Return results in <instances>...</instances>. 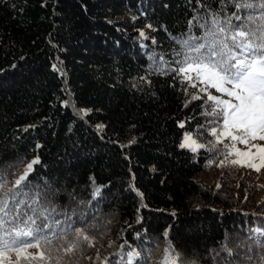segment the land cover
Instances as JSON below:
<instances>
[{
  "label": "trees",
  "instance_id": "obj_1",
  "mask_svg": "<svg viewBox=\"0 0 264 264\" xmlns=\"http://www.w3.org/2000/svg\"><path fill=\"white\" fill-rule=\"evenodd\" d=\"M207 12L239 25L264 10L232 0H0V173L14 181L38 160L21 186L90 237L71 264H126L129 252L150 264L169 241L178 264H264L255 232L264 185L221 155L229 141L208 150L211 102L172 70L179 41L203 34ZM147 24L155 29L141 36ZM186 134L205 147H181ZM220 164L221 185L197 178ZM60 243L51 254L67 264Z\"/></svg>",
  "mask_w": 264,
  "mask_h": 264
},
{
  "label": "snow or ice",
  "instance_id": "obj_2",
  "mask_svg": "<svg viewBox=\"0 0 264 264\" xmlns=\"http://www.w3.org/2000/svg\"><path fill=\"white\" fill-rule=\"evenodd\" d=\"M232 3L237 9L259 7L264 10V0H232ZM206 15L208 19L199 25L204 29L201 36L179 41L184 51L174 54L182 58L175 61L179 66L172 70L182 75L181 82L187 80L191 88H196L199 83V92L205 93L204 98L211 102L206 114L215 117L212 123L216 126L211 128L210 134L216 139L215 143L209 142L211 147L208 150L215 151V145L223 144L222 138H228L233 143L230 146L223 144L221 155L227 159L234 150L237 157L259 172L264 167V145L251 142L264 141V13L239 25H234L232 18L221 20L218 14L211 12ZM234 18L241 19L236 14ZM140 35L144 36V33ZM53 68L61 72L55 65ZM209 89L222 95H214ZM200 98L198 95L192 97L194 100ZM83 114L87 115V112ZM103 127L97 125V130L102 131ZM185 141L181 147H189L193 152L197 147H205L204 144L196 145L190 134L185 135ZM236 143L249 146L248 150L241 151ZM253 148L256 152L251 151ZM224 149L230 150L225 153ZM256 158H259L260 165L253 162ZM241 162V159L230 161L231 164ZM36 163L38 160L28 164L23 175L11 182L0 173V264H21V261L23 264H51L53 259L56 264H63V257L51 254L57 241L63 242L57 251H62L68 257L67 264H71L72 255L84 242L90 241L85 228L77 226L71 215L58 212L46 197L41 202V192L30 194L21 186ZM96 192L99 193V188ZM61 215L63 220L57 218ZM255 232L258 234L256 239L264 243V231L256 228ZM164 235L167 236V232ZM31 248L49 249V254L45 256L43 250L32 254L28 252ZM12 252L16 254L15 261L10 259L9 253ZM126 255V264H133L138 254L129 252ZM177 255L169 241L161 264H176L170 256Z\"/></svg>",
  "mask_w": 264,
  "mask_h": 264
},
{
  "label": "rangeland",
  "instance_id": "obj_3",
  "mask_svg": "<svg viewBox=\"0 0 264 264\" xmlns=\"http://www.w3.org/2000/svg\"><path fill=\"white\" fill-rule=\"evenodd\" d=\"M122 19H125V20L128 19V20H131L134 23H137V16H135L133 14H129L127 16H124V17H122ZM149 25L151 27H149ZM140 29L144 33L145 36H150L155 28L151 24H147L145 26H141ZM200 87H201V85L198 83L196 88L199 90ZM209 91H211V93L214 94V95H222L220 93H217L214 89H209ZM219 131H218V134H219ZM191 138H192V140H195L192 136H191ZM222 139H223V141H229L231 144L233 143L228 138H222ZM185 142L186 141H185V138H184L182 144H184ZM188 143H191V140H189ZM251 143H258V144L264 145V141H253ZM196 145H199V143L197 141H196ZM236 147L239 148L241 151H247L249 146H246V145L241 144V143H236ZM184 148H187V149L191 150V148H189V147H184ZM199 149L200 148L197 147V150L195 152H197ZM251 151L252 152H256V149L253 148V149H251ZM232 155H233V158L231 160H234V159H241L242 160V162L240 164H238L241 167V170L239 172V176L240 177L247 176L252 182H257V183H260L261 185H264V167H261L260 171L257 172L254 168L249 167L247 162H245L244 159H242L240 157H237L235 155L234 150L232 151ZM34 160H36V159L30 160L25 166H23L22 170L18 173V175L15 177L14 180L18 179L19 176L23 175L25 169H27V165L32 163V161H34ZM253 162L256 163L257 165H260L259 158H256ZM224 176H227V173L225 171L224 166L220 164L217 167L211 169V171L198 175L197 178L200 179L202 182H205L206 184L219 186V185H221V183L223 181L222 179H223ZM39 251L40 250L36 249V248L28 249V252H30L32 254H38ZM10 259L12 261H15L17 259L16 254H13L12 256H10ZM176 260H177V258H176Z\"/></svg>",
  "mask_w": 264,
  "mask_h": 264
},
{
  "label": "water",
  "instance_id": "obj_4",
  "mask_svg": "<svg viewBox=\"0 0 264 264\" xmlns=\"http://www.w3.org/2000/svg\"><path fill=\"white\" fill-rule=\"evenodd\" d=\"M167 245H168L167 242H164L163 244H161V246L156 250L155 255H154V257L152 258L150 264H153V263L155 262V260H156L157 257H158V254L160 253L161 250L164 251V253H165V250H166V248H167ZM169 252L171 253V250H169ZM170 258H174L175 261H176V264H178V262H177V260H176V257H171V256H170Z\"/></svg>",
  "mask_w": 264,
  "mask_h": 264
},
{
  "label": "bare ground",
  "instance_id": "obj_5",
  "mask_svg": "<svg viewBox=\"0 0 264 264\" xmlns=\"http://www.w3.org/2000/svg\"><path fill=\"white\" fill-rule=\"evenodd\" d=\"M164 254H165L164 251L161 250L160 253L158 254L157 259L153 264H161Z\"/></svg>",
  "mask_w": 264,
  "mask_h": 264
}]
</instances>
